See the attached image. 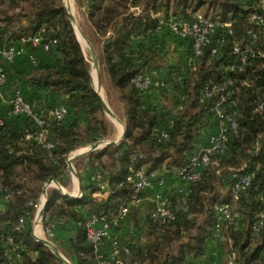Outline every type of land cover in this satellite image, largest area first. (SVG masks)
<instances>
[{"label":"trees","instance_id":"obj_1","mask_svg":"<svg viewBox=\"0 0 264 264\" xmlns=\"http://www.w3.org/2000/svg\"><path fill=\"white\" fill-rule=\"evenodd\" d=\"M90 6L91 21L98 34L99 59L110 84L125 103L127 125L118 145L103 146L86 155L96 172L102 170L110 190L107 199L93 195L95 184L90 192L83 189L82 196L76 198L63 195L55 187L48 189L44 218H73L79 224L68 245L69 253L77 258L75 264H96V260L83 226L86 217L74 206L84 205L89 214L111 219L134 193L132 184L126 181L128 174L143 168L148 175H168L186 166L217 128L213 105L219 96L201 101L202 90L207 84H223L227 79L238 87L235 95L239 98L234 107L237 128L230 133L228 149L215 157L218 164L212 162L203 170L201 179L190 184L184 201L169 196L175 212L173 220L160 224L150 214L147 216L146 243L131 246L126 264H189L191 259L203 256L207 241L213 237L216 206L223 203L230 205L236 217L234 223L225 221L217 238L226 254L225 263L231 257L233 264H264V225L254 228L264 212V57L250 59L243 71L230 70L237 61L235 45L264 51V24L259 26L250 20L253 12H264V0H91ZM134 8H140V12L136 14ZM198 13L212 20L231 21L233 32L219 28L205 54L197 60L196 70L190 72L189 41L178 39L159 25L161 19H193ZM156 31H161L163 38L155 40ZM38 34L43 38L39 47L52 60L45 61V56L37 53L38 47H33L34 61H18L15 57L9 62L0 55L7 74L0 93L9 97L21 90L44 114L60 104L66 105L69 112L64 119L50 120L49 137L54 148L49 156L33 137L27 139L35 126L33 119L12 114L11 105L0 97V117L4 121L0 124V196L9 193L6 209L0 210V264L10 262L9 237L21 245L19 264L61 263L51 249L34 238L31 225L19 227L20 219L36 214V204L50 177L62 182V176L69 172L68 158L75 149L107 135L104 109L91 77V61L64 1L0 0V50ZM222 35L224 42L215 55H210L211 46ZM138 37L149 43L134 45ZM53 39L56 43L44 49L43 44ZM169 50L177 52L180 62L168 69V79H163L169 85L154 89L162 95L160 103L149 105L133 78L138 73L157 70L162 64L161 52ZM21 61L28 67L18 66ZM42 98L46 108L36 105ZM82 117L87 121L85 127L81 126ZM157 125L168 128V141L158 140L153 132ZM80 159L74 161L77 169ZM241 174H251V182L234 200V185Z\"/></svg>","mask_w":264,"mask_h":264},{"label":"built area","instance_id":"obj_2","mask_svg":"<svg viewBox=\"0 0 264 264\" xmlns=\"http://www.w3.org/2000/svg\"><path fill=\"white\" fill-rule=\"evenodd\" d=\"M135 13L140 12V8L133 9ZM252 23L256 25L264 24V12H253L250 16ZM166 27L171 34L178 39L189 41L191 53L187 57V64L189 71L192 72L197 68V60L205 54V48L212 43V39L216 31L222 28L226 33L233 32V24L231 21L212 20L205 16L203 13H198L193 19L185 17H170L168 19H161L159 28ZM224 35L216 40L210 48V55H215L219 50L221 44L224 42ZM41 35H34L23 41L30 42L33 46H38L42 42ZM56 43V40H48L43 44L44 49L48 50L50 45ZM234 54L237 56V61L230 66V70H241L250 63V59L263 58L264 51L255 50L250 45L239 46L235 45L233 49ZM0 55L9 62H12L17 55L16 49L12 47L4 48L0 50ZM32 61L35 60L34 56H31ZM7 81V74L4 67L0 63V88ZM133 83L145 93L155 88H166L169 85V81H164L155 75V72L144 71L138 73L133 78ZM234 82L232 80H225L223 84H207L204 86L201 93V101L210 99L214 95L219 97L213 105V112L217 119L216 131L208 137L205 144L200 145L195 152L191 155L189 163L181 168L175 169L177 177L182 181L189 184L201 179L203 170L208 167L212 162L218 164L217 160H214L216 156L224 153L229 146V136L231 132H235L237 128V122L234 118V107L237 105L239 98L235 95L238 87H233ZM11 113L14 115L29 116L34 121V128L27 133V138H34L37 143L42 146L48 153L52 155L54 143L50 139V120L64 119L68 115V107L66 105H57L49 110L48 114L39 112L36 107L29 102L21 90H16L10 100ZM262 104L260 105V109ZM4 121L0 117V124ZM174 120H170V126H172ZM154 134L159 141H168L170 138V132L168 128L163 126H155L153 129ZM102 170H98L92 176L93 183L97 187L99 193L102 195H109L107 182L103 179ZM251 174H241L236 178L234 185L233 199L237 200L242 191L246 190L251 182ZM165 176L160 174H146L143 168L134 170L128 174L126 181L132 184L134 193L131 196V200L120 206L118 211L113 215L111 219L106 218L104 215L90 214L85 218L83 226L85 228L86 236L92 243L93 254L96 260V264H126V257L132 252V244L130 242H123L120 238L119 231L123 222L127 219L131 210V203L139 200L140 193L152 188L153 186L163 185L165 183ZM81 196V195H80ZM9 197V193H6L5 198ZM41 196L37 206V213L42 207L45 200ZM261 199L264 200V192L261 194ZM32 204V201H29ZM184 210H187V206L184 204ZM150 217L154 222L165 223L175 218V212L173 209L172 201L169 196H165L155 204L154 208L150 212ZM226 220H230L232 223L236 221V217L232 213V209L229 204L223 203L216 206V223L213 228V238H219L221 236L222 227ZM35 223H44L47 239H49L55 245V223L48 218H44V214L40 219H37V215L34 219ZM45 221L48 222L45 224ZM81 224V223H80ZM25 218L20 219L19 227H24ZM264 225V212H262L257 222L254 225L255 230L260 229ZM131 236H136V229L129 231ZM9 252L12 254L9 264H19L21 257V245L15 243L11 237L8 238ZM211 264H218L217 261H212ZM224 264H233V260L230 257Z\"/></svg>","mask_w":264,"mask_h":264},{"label":"crops","instance_id":"obj_3","mask_svg":"<svg viewBox=\"0 0 264 264\" xmlns=\"http://www.w3.org/2000/svg\"><path fill=\"white\" fill-rule=\"evenodd\" d=\"M75 1V5L76 8L78 9V14L74 15L73 12H70L73 14L74 18H75V25L74 28L76 29V27L81 31V35L84 37V40L86 41V39L90 42V44L87 42V44L89 45V50H90V56H88L90 59L93 60V62L91 63V71L93 72L94 69H98L101 71V68L103 69L104 73H105V78H106V84L103 82V84H101L100 79H99V88L97 86L94 85L95 89H98L101 93H103V91H107V89H115L114 87H112V85L110 84L109 80H108V76L106 74V71L104 69V67L102 66L100 59H99V54H100V47L99 45L97 46L98 51L96 53V46L94 45V43H98V34L96 32V29L91 21V17H90V12H91V0H78V2ZM73 1V2H74ZM77 33V32H76ZM161 31H156L154 32V39L155 40H160L161 38H163V36L161 35ZM78 36V34H77ZM80 40V37H78ZM81 42V40H80ZM135 44L137 45L139 43H149V41L147 39L138 37L134 40ZM167 46V44L165 45ZM16 49L17 55H16V59L18 61L20 60H27L28 58L30 60L31 56L33 55L34 49L33 47L37 48V53H41L42 56H45V61H51L52 58L48 55H45V53L41 50V48L38 46H33L30 45L27 41H18L14 44L13 46ZM168 49H172L170 46H167ZM86 54V53H85ZM97 60L98 62V68L94 67V61ZM152 72H155V74L158 72L157 70H153ZM101 93V95H102ZM107 94V92H106ZM146 100L148 101V104H153V103H160V97L159 94L157 92H154V89L149 90L148 92L144 93ZM13 96V92L11 93V96H6L4 93H0V97L2 98L4 103H9L10 104V100ZM103 96V95H102ZM108 96V95H107ZM114 98L116 99V103H117V108L119 110V113L121 115V119H122V123L123 125L126 127L127 125V114H126V108H125V103L123 101H121L118 97V91L117 94H114ZM10 98V99H9ZM46 101L42 99L38 100L36 102V105L39 106V108H46L45 105ZM111 105H114L111 102ZM87 124V121L84 117L81 118V126L85 127ZM122 125V126H123ZM123 132V129H122ZM122 132L121 135L119 136V138H121L122 136ZM118 138V139H119ZM29 139V138H27ZM116 139V140H118ZM102 147V146H101ZM99 147V148H101ZM89 149V146L87 147H83L81 149H78L76 151H73L71 154L73 155L74 153H78L81 151H87ZM90 152V151H89ZM86 152L85 154H83L82 159H80V166L79 169L76 168L75 164H74V168L76 169V174L72 173L68 167V174H64L62 176V182H58V184L62 187L59 188L58 185L56 183H53L52 186L50 188H58L62 194L63 191L68 192L72 195H77L78 197H80V195L82 196L83 194V189H85V191L88 193L91 190V185H93V180H92V176L93 174L96 172L95 168L92 166L91 164V160L90 157H87L86 155L89 153ZM71 155V156H72ZM70 156V157H71ZM69 157V158H70ZM68 158V159H69ZM166 180L165 183L163 185H155L152 188L145 190L143 192H141L139 200L136 202H132L131 203V210H130V214L127 217V219L123 222L122 227L119 231L120 234V238L123 242H130L132 244V246H143L146 243L147 240V236H146V218L147 216H149L151 210L154 208L155 204L159 202L160 199H162L165 196H177V198L181 199L182 201L185 200L189 189H190V184L182 181L181 179H179L176 175V173L173 171V173H169L168 175H164ZM80 183L82 185V190H80ZM109 190V185L107 183V187ZM103 193H99L98 189H96L93 192V195H95L98 199H102L105 200L109 197V195H102ZM42 195L43 192H42ZM64 195V194H63ZM45 198V196L43 197ZM40 201V200H39ZM7 207V199L3 196H0V210L4 211ZM74 208L81 212L85 217L89 216V211L86 208V206L81 205V204H76L74 206ZM134 213H135V217H134ZM37 215V211L36 214L33 217H26L25 218V225L24 227H29L31 225L32 227V234L35 233L37 237H39L40 239H47V235H46V231H45V225L44 223H35L34 219ZM51 221H53L55 223V246L58 250V254H56L54 252L53 249H51L50 247H48L49 249H51L55 255L60 259L61 263L60 264H75L77 258L75 255L70 254L68 251V245L70 243V240L72 239V237L74 236V233L76 232L79 224L78 222L73 219V218H67V217H55V218H51ZM131 229H136L137 231V235L131 236L129 231ZM35 238V237H34ZM9 257H11V253L9 252ZM225 259H226V254L224 251V248L220 246V244L218 243L216 238H210L207 241V248H206V253L203 256L191 259L189 264H211L212 261H217L218 264H224L225 263Z\"/></svg>","mask_w":264,"mask_h":264},{"label":"rangeland","instance_id":"obj_4","mask_svg":"<svg viewBox=\"0 0 264 264\" xmlns=\"http://www.w3.org/2000/svg\"><path fill=\"white\" fill-rule=\"evenodd\" d=\"M63 1H64L65 6L67 7V9L69 11L72 10L71 12H73L74 15L78 14V9L76 8L74 0H63ZM76 2H78V0H76ZM76 32H77L78 36L80 37L84 52L86 53L87 56H90L91 52H90L89 47H88L89 45L84 40V37L80 34L79 29L77 27H76ZM94 45L96 46V49H97L98 43H94ZM97 51H98V49L96 50V53H97ZM161 53H163V58L161 61L159 60V62L162 64L158 66V72L155 75L158 78L168 79V69L173 68L175 66L177 67V64L180 62V59H179L178 55L176 54L177 52L173 51V50H169V51H165V52L162 51ZM90 61H91V63L93 62L92 59H90ZM18 66H22V67L27 68L28 64L21 61V63L18 64ZM92 75H93V79L95 82V86H98L99 79H100L101 84H103V82L106 84V78H105L106 76H105V73H104L102 68H101V71L98 69H94L92 72ZM106 92H107V94H106ZM106 92L105 91L103 92V98L106 101V103L108 104V106L110 107V109L115 114V116H111L106 111H104V113L102 114L103 118L105 119L106 125H107V135L105 137H99L95 141H89V142L81 145L80 147H78L74 151L81 149L83 147L90 146L91 144H93L94 142L99 141V140H116L121 135V132H122L121 125L123 123H122V119H121V115L119 113V110L116 106L117 105V103L115 102L116 99H113L115 97L114 94H117V90L116 89H112V90L107 89ZM158 94H159V97L161 99L162 95L159 92H158ZM111 102L114 105H111ZM40 199H41V197H40Z\"/></svg>","mask_w":264,"mask_h":264},{"label":"water","instance_id":"obj_5","mask_svg":"<svg viewBox=\"0 0 264 264\" xmlns=\"http://www.w3.org/2000/svg\"><path fill=\"white\" fill-rule=\"evenodd\" d=\"M69 11V10H68ZM70 13V17H71V20H72V23L73 25H75V18L73 16V14L69 11ZM76 30V29H75ZM79 32L81 33V31L79 30ZM79 37V36H78ZM86 41L90 44V42L86 39ZM94 67L95 68H98V62L97 60L94 61ZM91 77H92V81H93V84L95 85V82H94V79H93V75H92V71H91ZM99 83V82H98ZM99 88V85L97 86ZM96 91L98 92L99 96H100V101H101V104L103 106V109L104 111H106L109 115L111 116H115V114L113 113V111L110 109V107L108 106V104L106 103V101L104 100L103 96L101 95L100 91L98 89H96ZM123 125V124H122ZM125 132H126V127L123 125V132H122V136L121 138H119L118 140H99V141H96L94 142L93 144H91L89 146V149L87 151H81V152H78V153H74L69 159H68V167L70 169V171L74 174H76V169L74 168V161L79 158L80 156H82L83 154H85L86 152H89V151H92V150H96L98 149L99 147L101 146H107V145H110V144H113V145H118L122 139L124 138L125 136ZM53 183H56L58 185L59 188L62 189V187L58 184V182L53 178V177H50L46 183L44 184V187H43V194L45 196V200L42 204V207L39 209L38 213H37V219H40L43 214H44V211L46 209V206H47V202H48V189L52 186ZM80 190H82V185L80 183ZM63 194L69 198H76L78 197L77 195H72L68 192H65L63 191ZM33 236L35 237V239L37 241H40L42 243H44L46 246L50 247L51 249L54 250V252L56 254H58V250L56 248V246L49 240V239H40L39 237L36 236L35 233H33Z\"/></svg>","mask_w":264,"mask_h":264},{"label":"bare ground","instance_id":"obj_6","mask_svg":"<svg viewBox=\"0 0 264 264\" xmlns=\"http://www.w3.org/2000/svg\"><path fill=\"white\" fill-rule=\"evenodd\" d=\"M72 11V10H71ZM99 78V77H98ZM99 85V84H98ZM104 92V91H103ZM101 93H102V91H101ZM102 95H103V93H102ZM119 126V125H118ZM121 128L123 129V126L121 125ZM121 132V131H120Z\"/></svg>","mask_w":264,"mask_h":264}]
</instances>
